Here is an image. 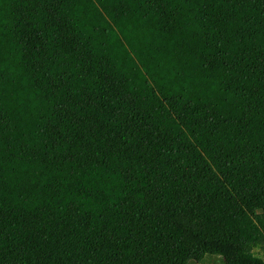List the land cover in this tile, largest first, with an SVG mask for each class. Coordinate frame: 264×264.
<instances>
[{"label":"trees","instance_id":"1","mask_svg":"<svg viewBox=\"0 0 264 264\" xmlns=\"http://www.w3.org/2000/svg\"><path fill=\"white\" fill-rule=\"evenodd\" d=\"M264 0H0V264H264Z\"/></svg>","mask_w":264,"mask_h":264},{"label":"rangeland","instance_id":"2","mask_svg":"<svg viewBox=\"0 0 264 264\" xmlns=\"http://www.w3.org/2000/svg\"><path fill=\"white\" fill-rule=\"evenodd\" d=\"M253 253L256 256H259L261 258H264V251L256 248L253 250ZM189 264H224L222 257L218 255H206L201 262H190Z\"/></svg>","mask_w":264,"mask_h":264}]
</instances>
